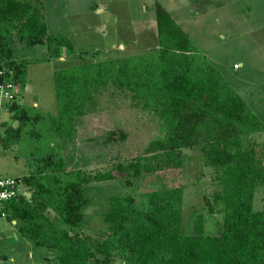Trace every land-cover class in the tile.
<instances>
[{
  "label": "trees",
  "instance_id": "1",
  "mask_svg": "<svg viewBox=\"0 0 264 264\" xmlns=\"http://www.w3.org/2000/svg\"><path fill=\"white\" fill-rule=\"evenodd\" d=\"M42 9V0H0V76L13 84L31 63L14 56L16 42L74 52L66 35L47 33ZM154 23V49L51 74L55 113L49 122L59 145L73 138L77 119L93 107L97 90L108 86L126 92L155 122L142 151L109 168L85 171L66 168L59 150L51 148L35 173L14 177L24 189L6 202L4 219L14 221L18 236L52 252L56 264H110L115 255L124 264H264V208H252L254 191L264 184V162L252 134L264 124L159 4ZM3 103L19 121L15 129L24 126L29 116L15 92ZM186 148L196 149L219 185L203 198L208 212L222 208L216 234L204 231L201 214L188 230L181 228L182 183L135 192L144 175L179 168ZM116 178L130 190L107 196L105 233L92 241L80 232L81 209L90 203L83 186Z\"/></svg>",
  "mask_w": 264,
  "mask_h": 264
},
{
  "label": "rangeland",
  "instance_id": "2",
  "mask_svg": "<svg viewBox=\"0 0 264 264\" xmlns=\"http://www.w3.org/2000/svg\"><path fill=\"white\" fill-rule=\"evenodd\" d=\"M42 4L47 33L66 35L74 52L60 46L47 48L45 43L14 44V56L31 61L17 76L15 102L39 118L33 122L29 118L16 130L19 121L10 115L6 103L0 104V176L20 179L35 173L36 161L51 148L59 150L66 168L85 171L109 168L142 151L154 134L155 122L131 103L126 92L108 86L97 90L93 107L77 119L73 138L59 145L49 122V116L55 113L51 74L64 66L154 49L155 4L171 15L197 51L264 124V0H42ZM23 85L30 89L25 91ZM37 129L39 138L31 133ZM110 131L123 136L117 138ZM252 138L264 162V130L252 134ZM213 175L196 149L186 148L181 151L179 168L144 175L135 184V192L156 188L161 182L182 183L181 228L188 230L191 220L201 214L204 231L216 234L221 228L222 208L216 206L208 212L203 202L219 186ZM18 189H24L21 183ZM129 190L117 178L85 184L84 195L90 203L81 209L80 232L92 241L102 238L105 232L101 219L107 196ZM252 208H264V184L254 191ZM0 264L56 262L52 252L18 236L14 222L0 217ZM110 264L124 261L115 255Z\"/></svg>",
  "mask_w": 264,
  "mask_h": 264
},
{
  "label": "built area",
  "instance_id": "3",
  "mask_svg": "<svg viewBox=\"0 0 264 264\" xmlns=\"http://www.w3.org/2000/svg\"><path fill=\"white\" fill-rule=\"evenodd\" d=\"M13 93L14 84L0 76V104L5 101H10L13 98ZM18 192L20 190L14 177L0 176V217H5L3 208L6 202L15 198Z\"/></svg>",
  "mask_w": 264,
  "mask_h": 264
},
{
  "label": "crops",
  "instance_id": "4",
  "mask_svg": "<svg viewBox=\"0 0 264 264\" xmlns=\"http://www.w3.org/2000/svg\"><path fill=\"white\" fill-rule=\"evenodd\" d=\"M16 84V83H15ZM14 84V85H15ZM22 89H24L25 91H27V90H29L30 88H29V86L28 85H23L22 86ZM15 93L17 92V91H14ZM32 95H34V93H32ZM7 104V103H6ZM19 105V104H18ZM34 107L36 106V102H34L33 101V104H32ZM20 107H22L21 105H20ZM24 108V107H23ZM7 109H8V107H7ZM25 109V108H24ZM26 111V113H27V115L29 116V118L32 116V115H36V114H31V113H29V111H27V110H25ZM10 115H12V112H10ZM37 117V116H36ZM38 119V118H37ZM30 120V122H33L34 120L31 118V119H29ZM3 123V120H0V124H2ZM38 129L37 130H32L31 131V133H33L34 135H36L35 137H40V133H38ZM40 156H38V158H39ZM40 159V158H39ZM38 159V160H39ZM36 161V169L38 168V166H39V163H40V161ZM27 175V174H26Z\"/></svg>",
  "mask_w": 264,
  "mask_h": 264
},
{
  "label": "water",
  "instance_id": "5",
  "mask_svg": "<svg viewBox=\"0 0 264 264\" xmlns=\"http://www.w3.org/2000/svg\"><path fill=\"white\" fill-rule=\"evenodd\" d=\"M12 222H14V221L12 220Z\"/></svg>",
  "mask_w": 264,
  "mask_h": 264
}]
</instances>
